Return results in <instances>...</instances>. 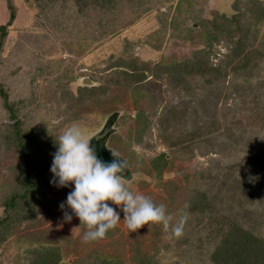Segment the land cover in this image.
Segmentation results:
<instances>
[{"label": "rangeland", "instance_id": "374dc122", "mask_svg": "<svg viewBox=\"0 0 264 264\" xmlns=\"http://www.w3.org/2000/svg\"><path fill=\"white\" fill-rule=\"evenodd\" d=\"M1 26L0 264H215L232 223L264 240V0H0ZM192 59L203 72L177 67ZM112 113L125 185L170 227L129 232L108 201L121 220L84 242L50 165L68 127Z\"/></svg>", "mask_w": 264, "mask_h": 264}, {"label": "clouds", "instance_id": "9594fccd", "mask_svg": "<svg viewBox=\"0 0 264 264\" xmlns=\"http://www.w3.org/2000/svg\"><path fill=\"white\" fill-rule=\"evenodd\" d=\"M80 126L73 124L57 139L56 151L53 153L50 183L57 187H71L66 200L59 207L71 209L78 217L80 225L87 229L83 234L84 242H91L105 237L108 230L121 220L129 232H135L142 225L161 223L169 229V216L164 204H156L143 194L130 190L125 185L123 173L128 169L127 161L117 152L111 150L113 159L105 162L98 158L96 145L90 143ZM72 214L64 211V220L71 221ZM186 215H181L177 223L171 225V234L180 236Z\"/></svg>", "mask_w": 264, "mask_h": 264}, {"label": "trees", "instance_id": "16d2710c", "mask_svg": "<svg viewBox=\"0 0 264 264\" xmlns=\"http://www.w3.org/2000/svg\"><path fill=\"white\" fill-rule=\"evenodd\" d=\"M83 1L86 4V0ZM112 1L113 0H93L94 3L97 2L100 6L105 5L106 2L110 3ZM218 17V15H214L213 18L216 20ZM225 20L232 21L233 17H225ZM3 28L4 26H1L0 29ZM202 51L207 53V48H204ZM203 65L204 61H195L192 59L179 63L177 67H179V69L184 68L185 71L187 68H192L194 70L196 67L201 72H203V69L205 68ZM165 163V154H161L152 160L150 169H153L156 175H158L160 174L161 169L165 168ZM9 202L10 201H6L5 204H8ZM200 204H198L196 201L194 203L192 202L191 209L188 210L194 211V206ZM47 257H43V260L41 259L40 264L43 261V264H55L57 262L56 257L53 259L50 257L49 259L45 260ZM211 260L215 264H264V240L258 238L252 231L246 229L242 225H237L234 223L229 224L226 233H224L222 237L221 243L214 248L211 254Z\"/></svg>", "mask_w": 264, "mask_h": 264}, {"label": "water", "instance_id": "95a60500", "mask_svg": "<svg viewBox=\"0 0 264 264\" xmlns=\"http://www.w3.org/2000/svg\"><path fill=\"white\" fill-rule=\"evenodd\" d=\"M116 114L112 113L109 115L102 126V128L92 135V140L90 143L96 145V154L98 158L102 159L105 162H110L113 157L111 155V148L107 146V140L109 136L114 132V121H115ZM129 168L125 170L123 173L124 177L127 178L129 175Z\"/></svg>", "mask_w": 264, "mask_h": 264}, {"label": "crops", "instance_id": "0c3cea01", "mask_svg": "<svg viewBox=\"0 0 264 264\" xmlns=\"http://www.w3.org/2000/svg\"><path fill=\"white\" fill-rule=\"evenodd\" d=\"M152 170V172L156 175V173H155V171L153 170V169H151ZM164 170V169H163Z\"/></svg>", "mask_w": 264, "mask_h": 264}, {"label": "flooded vegetation", "instance_id": "af4514ba", "mask_svg": "<svg viewBox=\"0 0 264 264\" xmlns=\"http://www.w3.org/2000/svg\"><path fill=\"white\" fill-rule=\"evenodd\" d=\"M116 118V117H115Z\"/></svg>", "mask_w": 264, "mask_h": 264}]
</instances>
